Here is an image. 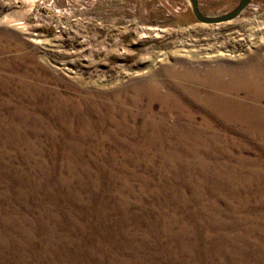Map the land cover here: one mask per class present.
Segmentation results:
<instances>
[{"label":"rangeland","instance_id":"rangeland-1","mask_svg":"<svg viewBox=\"0 0 264 264\" xmlns=\"http://www.w3.org/2000/svg\"><path fill=\"white\" fill-rule=\"evenodd\" d=\"M0 264H264V0H0Z\"/></svg>","mask_w":264,"mask_h":264},{"label":"water","instance_id":"water-1","mask_svg":"<svg viewBox=\"0 0 264 264\" xmlns=\"http://www.w3.org/2000/svg\"><path fill=\"white\" fill-rule=\"evenodd\" d=\"M252 1L253 0H241L238 7L234 11L218 17H207L200 12L198 0H190L194 15L197 20L207 25H219L233 21L246 10V8L251 4Z\"/></svg>","mask_w":264,"mask_h":264}]
</instances>
